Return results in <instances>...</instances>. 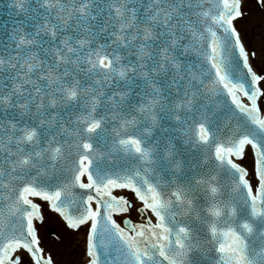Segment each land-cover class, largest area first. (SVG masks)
<instances>
[{
	"label": "snow or ice",
	"instance_id": "obj_1",
	"mask_svg": "<svg viewBox=\"0 0 264 264\" xmlns=\"http://www.w3.org/2000/svg\"><path fill=\"white\" fill-rule=\"evenodd\" d=\"M6 7L0 264H264V0Z\"/></svg>",
	"mask_w": 264,
	"mask_h": 264
},
{
	"label": "rangeland",
	"instance_id": "obj_2",
	"mask_svg": "<svg viewBox=\"0 0 264 264\" xmlns=\"http://www.w3.org/2000/svg\"><path fill=\"white\" fill-rule=\"evenodd\" d=\"M38 231L41 235L42 246L46 250H50L54 261L59 264H76L80 260L83 243L82 231L74 236V242H67V232L62 221L51 211L45 212V220L38 223ZM69 248L74 249V251L70 253Z\"/></svg>",
	"mask_w": 264,
	"mask_h": 264
},
{
	"label": "water",
	"instance_id": "obj_3",
	"mask_svg": "<svg viewBox=\"0 0 264 264\" xmlns=\"http://www.w3.org/2000/svg\"><path fill=\"white\" fill-rule=\"evenodd\" d=\"M10 2L11 0H0V32H3L5 27L10 29L13 26V17L9 16L8 9L6 7V5ZM165 127H167V125H165Z\"/></svg>",
	"mask_w": 264,
	"mask_h": 264
},
{
	"label": "flooded vegetation",
	"instance_id": "obj_4",
	"mask_svg": "<svg viewBox=\"0 0 264 264\" xmlns=\"http://www.w3.org/2000/svg\"><path fill=\"white\" fill-rule=\"evenodd\" d=\"M249 3H252V0H249ZM245 28H248V23L245 22L243 25ZM253 43L256 44L257 48L259 47V39L258 37H252ZM81 259V257L79 258ZM56 262V261H55ZM61 263V262H60ZM68 263V262H67ZM56 264H59L58 262H56ZM62 264V263H61Z\"/></svg>",
	"mask_w": 264,
	"mask_h": 264
}]
</instances>
